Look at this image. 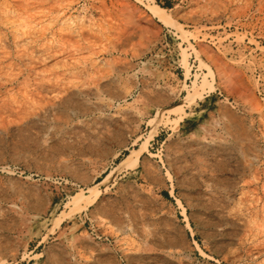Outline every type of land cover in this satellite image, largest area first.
I'll return each instance as SVG.
<instances>
[{"label":"rangeland","instance_id":"1","mask_svg":"<svg viewBox=\"0 0 264 264\" xmlns=\"http://www.w3.org/2000/svg\"><path fill=\"white\" fill-rule=\"evenodd\" d=\"M0 264H264V0H0Z\"/></svg>","mask_w":264,"mask_h":264},{"label":"bare ground","instance_id":"2","mask_svg":"<svg viewBox=\"0 0 264 264\" xmlns=\"http://www.w3.org/2000/svg\"><path fill=\"white\" fill-rule=\"evenodd\" d=\"M152 9H155L156 10V13H157V11L160 13L159 15H158V17H159V20L161 21V22H168V18H167V15H164V9L163 8H161L160 6H158V5H155ZM155 17H157V15L155 16ZM185 58H184V66H183V68H185L188 72L190 71V66H189V62H188V55H189V53H186L185 52ZM201 63H203L205 66H207V68H208V73L206 74V77H204V79H203V81H202V85H201V88H204L205 86H207V85H210L211 84V80H209V78H211L213 81L216 79V77H217V72L215 71V69H214V67L212 66V65H210L208 62H207V60H205V58H204V56L202 55V54H199L198 55V58H197ZM197 86V85H196ZM196 89V88H195ZM198 89V88H197ZM200 90V89H199ZM190 92L192 91V89H190L189 90ZM191 94V93H190ZM134 154V156H139L140 155V153H137V152H134L133 153ZM129 161V163L131 162V160H130V158H127L126 159V161L125 162H122V163H120L118 166H122V165H124V164H126L127 165V162ZM117 166V167H118ZM111 174H112V171L111 172H108L107 174H106V176L103 178V180L102 181H100V182H98V184L95 186V187H98V186H100V185H104L105 183H107L109 180H110V178H111ZM78 196L79 197H81L82 196V193H78ZM87 197V196H86ZM93 197H96V193L95 194H93Z\"/></svg>","mask_w":264,"mask_h":264}]
</instances>
